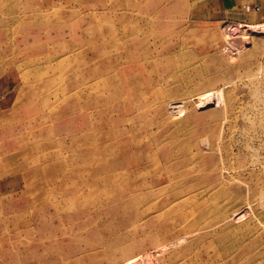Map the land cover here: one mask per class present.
<instances>
[{
    "label": "rangeland",
    "instance_id": "rangeland-1",
    "mask_svg": "<svg viewBox=\"0 0 264 264\" xmlns=\"http://www.w3.org/2000/svg\"><path fill=\"white\" fill-rule=\"evenodd\" d=\"M226 5L0 0L1 152L25 126L61 128L63 134L77 128L78 65L87 69L85 77L94 74L83 93L107 108L93 118L111 139L95 151H120L114 159L100 152L43 179L24 180L21 159L0 161V253L11 247L0 254V264H29L27 229L14 225L26 218L29 193L61 177L79 182L62 184L61 193H129L123 205H106L126 207L113 214L114 223L139 221L134 210L161 207L167 228L156 242L162 245L156 249L149 233L121 247L150 254L133 257V264H264V16L244 27L236 20L250 5L225 12L232 4ZM76 41L106 44L99 59L89 60L78 57ZM32 143L23 139L17 147ZM47 150L30 155L29 168L35 169L29 160L41 155V165L49 162Z\"/></svg>",
    "mask_w": 264,
    "mask_h": 264
},
{
    "label": "bare ground",
    "instance_id": "bare-ground-1",
    "mask_svg": "<svg viewBox=\"0 0 264 264\" xmlns=\"http://www.w3.org/2000/svg\"><path fill=\"white\" fill-rule=\"evenodd\" d=\"M104 38L106 37H99V39ZM105 44V42L97 41L86 43L76 41V50H79L77 55L79 58L87 56L89 60L99 59L97 57L100 56L98 50ZM138 45L139 42L134 41V46ZM83 70L87 69L82 68V65H78L74 81L78 87L76 93L78 111L76 115L77 118H80L77 128L69 134L68 131L67 134H63L64 130L61 128H52L47 132L48 128L32 131V128L25 126L22 129V136L15 138L11 143L4 144L3 151H6V155L5 152L0 150L1 162L9 160L15 163L18 162V159L23 160L24 164L19 165L17 168L18 170H24L22 174L24 180H30L33 175L43 179L47 173L54 170L68 169L69 166H74L79 161L82 164L88 163L95 160L100 152L104 159H114L120 154V151L116 149L110 153V150L105 149L106 146L99 152L95 151L97 146L105 144L111 139L109 135L102 136L100 123L93 118L95 114L105 113L107 108L101 104L95 105L90 101V95L83 93L85 84L93 80L94 77L92 71H88L89 74L85 77L82 74ZM108 71L109 68H106L105 72ZM63 116L65 114H61V117ZM87 118L90 121L86 123ZM23 139L32 140V144L36 145L32 146L31 144L25 148H18L17 143ZM54 144L56 151L52 153L50 150ZM38 149H42V151L49 149L45 155L47 158L50 157V161L43 162L41 165L39 162H41L42 155L34 159L36 162L29 160L30 164L35 163V169L32 170L26 162L30 155L38 152ZM34 171L40 173L31 174ZM75 179L74 177L53 179L50 180L53 184L46 189L37 193H29L26 218L22 221L17 220L14 225L16 228L24 225L27 229L28 241L25 251L30 259L29 264H133L136 263L132 259L133 257L142 260L144 255L146 258L150 255L143 252L145 249L136 254H127L125 252L126 247L121 248L132 241L134 237L145 236L149 233L153 236L154 234L155 243L153 244L156 246H153L157 249L162 245H158L159 242L156 241L158 234L162 235L166 232L167 224L159 219L164 218V212L157 209L159 206L154 205L155 207L152 209L154 213L149 212V209L134 210L136 208H133L131 210H134V214L140 217L139 221L126 223L122 220L114 223L110 220L113 218V214H116L117 211L126 210V207H122L120 210H111L108 207L105 208L106 205H120L127 198H131V195L121 189L110 192L104 191L100 195L92 196L87 194L77 195L74 192H68L67 194L66 192H59L64 187L62 185L64 183L79 184ZM102 206L104 208H101ZM159 208L161 209V207ZM170 209L166 210L170 211ZM156 219L157 223L154 226ZM23 221H25L24 224ZM114 228L116 229L115 232ZM123 228H129V230L127 232L117 230ZM8 248L11 247H6V250L2 248L1 256L6 254L5 251ZM14 249L15 257H18L21 253L20 249L19 247H14Z\"/></svg>",
    "mask_w": 264,
    "mask_h": 264
},
{
    "label": "crops",
    "instance_id": "crops-1",
    "mask_svg": "<svg viewBox=\"0 0 264 264\" xmlns=\"http://www.w3.org/2000/svg\"><path fill=\"white\" fill-rule=\"evenodd\" d=\"M218 3H222L223 4V8L226 9V3H231L232 6L230 8V10H224L225 12H230L232 9H237L240 10L237 6L241 5L244 6L245 4L250 5L251 8H249V14L243 18V19H239L236 20L238 22V25H252L251 21L249 20H257L258 18L263 19L264 16V0H217ZM252 10V11H251ZM252 12V13H251ZM254 13V14H253ZM240 14V13H239ZM242 15V13H241ZM240 15V16H241ZM227 18V17H225ZM230 19V18H229Z\"/></svg>",
    "mask_w": 264,
    "mask_h": 264
}]
</instances>
